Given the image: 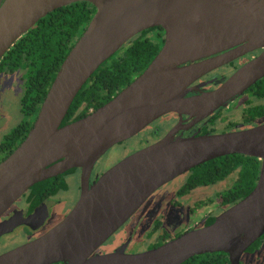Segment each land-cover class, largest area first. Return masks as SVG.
<instances>
[{
  "label": "water",
  "instance_id": "obj_1",
  "mask_svg": "<svg viewBox=\"0 0 264 264\" xmlns=\"http://www.w3.org/2000/svg\"><path fill=\"white\" fill-rule=\"evenodd\" d=\"M88 2L96 13L66 56L24 141L0 163V216L35 184L83 169L80 199L44 237L0 256V264H183L195 256L243 255L264 235V126L223 135H173L108 170L92 186L95 163L158 117L178 111L203 119L264 77V53L218 90L188 97V86L221 64L213 56L245 45L264 49V0H0V62L41 19L64 6ZM161 28L164 43L145 71L111 101L64 125L77 95L94 73L144 31ZM211 60H210V59ZM209 59L205 62H200ZM261 161L259 180L244 199L209 226L152 251L90 258L159 188L191 169L228 155ZM15 216L0 234L19 224Z\"/></svg>",
  "mask_w": 264,
  "mask_h": 264
},
{
  "label": "flooded vegetation",
  "instance_id": "obj_2",
  "mask_svg": "<svg viewBox=\"0 0 264 264\" xmlns=\"http://www.w3.org/2000/svg\"><path fill=\"white\" fill-rule=\"evenodd\" d=\"M78 4L88 5L90 10L95 9L88 2H76L58 10L74 8ZM263 53L264 49L249 51L245 45H240L213 56L215 59H222L221 64L212 67L189 85L188 97L215 92L240 69L257 60ZM260 126H264V77L241 96L230 100L224 107L203 119L178 111L158 117L137 135L112 147L103 155L92 168L88 183L92 186L125 158L161 142L170 135L177 139H186L244 132ZM2 129L0 123V131ZM133 140L140 142L139 148L127 151L130 153L118 161L113 160L112 154L118 149L128 150ZM11 153L10 149L0 152V163ZM232 156L245 155H228L211 160L159 188L121 228L93 252L90 258L118 252L126 255L142 254L169 243L187 232L211 225L208 224L210 218H214L215 221L220 214L232 207L225 200L226 194L237 192L241 186L246 185L239 168L228 172L227 159ZM249 158L260 163L256 177L257 185L261 161L253 157ZM225 172L228 173L224 174ZM82 180L83 169H70L35 184L12 204L0 216V226L18 215L28 219L42 211L44 216L31 224H19L0 234V245L3 249L0 250V256L44 237L61 224L80 199ZM126 228H130V233L124 238L122 233ZM263 241L264 235L253 245L255 248L251 251L249 248L246 253L262 251Z\"/></svg>",
  "mask_w": 264,
  "mask_h": 264
},
{
  "label": "trees",
  "instance_id": "obj_3",
  "mask_svg": "<svg viewBox=\"0 0 264 264\" xmlns=\"http://www.w3.org/2000/svg\"><path fill=\"white\" fill-rule=\"evenodd\" d=\"M95 11L83 4L56 10L41 19L3 57L0 75L21 72L25 95L21 123L0 143V152L5 149L13 152L27 137L58 70ZM164 33L161 28L144 31L103 64L77 95L63 126L98 110L142 74L162 48ZM227 160L228 172L239 168L246 184L237 192L226 194L225 200L233 206L253 191L260 163L245 156H232ZM213 222L214 218H210L208 224ZM253 248L255 246L249 250ZM183 264H230V261L228 254L214 253L195 256Z\"/></svg>",
  "mask_w": 264,
  "mask_h": 264
},
{
  "label": "rangeland",
  "instance_id": "obj_4",
  "mask_svg": "<svg viewBox=\"0 0 264 264\" xmlns=\"http://www.w3.org/2000/svg\"><path fill=\"white\" fill-rule=\"evenodd\" d=\"M24 95L25 81L21 72L0 75V123L3 127L0 131V143L20 125L22 116L21 104ZM132 143L126 151L118 149L116 153H111L113 160L118 161L130 153L127 151H133L139 148L140 142L133 140ZM129 233L130 228H126L122 236L126 238ZM261 246L262 251L253 254H244L241 264H264V241L261 243ZM0 250H3L1 245Z\"/></svg>",
  "mask_w": 264,
  "mask_h": 264
}]
</instances>
